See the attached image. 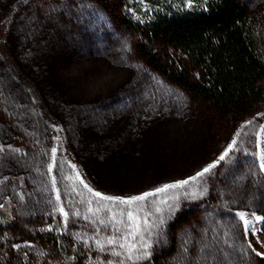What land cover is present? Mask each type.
<instances>
[{
	"label": "rangeland",
	"instance_id": "rangeland-1",
	"mask_svg": "<svg viewBox=\"0 0 264 264\" xmlns=\"http://www.w3.org/2000/svg\"><path fill=\"white\" fill-rule=\"evenodd\" d=\"M133 42L93 0H0L2 264H264L263 108L198 107Z\"/></svg>",
	"mask_w": 264,
	"mask_h": 264
},
{
	"label": "trees",
	"instance_id": "trees-1",
	"mask_svg": "<svg viewBox=\"0 0 264 264\" xmlns=\"http://www.w3.org/2000/svg\"><path fill=\"white\" fill-rule=\"evenodd\" d=\"M93 1L133 34L136 56L198 107L223 119L264 110V31L241 0ZM187 215L188 209L176 212L172 231ZM47 241L70 258L74 247L67 236L50 233ZM172 246L154 262L168 256ZM78 255L77 264H82L81 250Z\"/></svg>",
	"mask_w": 264,
	"mask_h": 264
},
{
	"label": "snow or ice",
	"instance_id": "snow-or-ice-1",
	"mask_svg": "<svg viewBox=\"0 0 264 264\" xmlns=\"http://www.w3.org/2000/svg\"><path fill=\"white\" fill-rule=\"evenodd\" d=\"M230 147H231V145H230ZM54 151H55V150H54ZM225 155H227V153H225ZM225 155H222L219 159H220V160H223V159L225 158ZM213 166H214V165L209 166L208 168L203 169L202 172L197 173V176H202L204 173L208 172V171L210 170V168L213 167ZM190 179H194V178H190ZM187 183H189V181H188V180H185V181L177 182V183H175V184L165 185V186H163V187H161V188H157V189L155 190V192L145 193V194H143V195H141V196L131 197V198H128V199H123V200H121L120 202H121V203H125V204H130V203L135 202V201H143V200H145V199L147 198V196H149V195H156V193H159V192H165V191H167L169 188L182 187L183 185H185V184H187ZM89 191L91 192L92 190L89 189ZM94 195L97 196V197H100L101 199H105V200L119 199V198H112V197H104V196H102L101 193H98V192L94 193ZM157 211H159V209H157ZM240 215H241V218L243 219V214H240ZM128 216H129L130 219L135 220V217L133 216V214H132L131 212L128 213ZM257 219H259V218H257ZM245 223L247 224V223H249V222H248V221H245ZM109 243H113V241H109ZM121 247H123V245H121ZM257 254L260 255V253H257Z\"/></svg>",
	"mask_w": 264,
	"mask_h": 264
}]
</instances>
